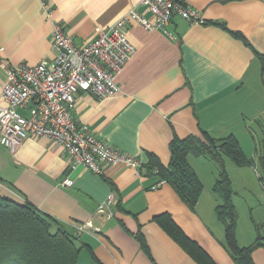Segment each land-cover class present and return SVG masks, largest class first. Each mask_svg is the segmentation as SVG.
<instances>
[{
  "label": "crops",
  "instance_id": "crops-1",
  "mask_svg": "<svg viewBox=\"0 0 264 264\" xmlns=\"http://www.w3.org/2000/svg\"><path fill=\"white\" fill-rule=\"evenodd\" d=\"M47 1L53 19L77 45L91 39L97 26H108L130 9L151 18L141 0ZM180 1L206 22H190L174 14L166 25L169 35L130 21L127 37L135 51L116 77L119 92L104 98L82 91L75 94L76 123L135 156L141 166L116 163L95 173L81 164L72 165L65 149L45 137L26 138L14 152L0 145V197L27 201L61 223L82 245L81 264H199L155 221L162 213H169L216 264H235L224 246V226L214 212L220 203L212 191L219 166L206 156L188 155L203 183L192 210L168 183L155 187L161 179L147 173L145 165L149 153L167 165L172 138L201 137V131L214 138L233 134L247 157L253 146L257 149L255 130L264 132V71L253 49L264 56V0ZM50 30L41 0H0V61L35 64L54 58ZM6 81L0 65V92ZM18 111L27 115L26 109ZM227 159L237 210L235 181L245 193L262 183L256 166H237ZM252 159L256 165L253 155ZM64 178H70L72 185H63ZM111 192L113 215L106 218L97 207ZM251 204H247V225L239 223L237 210L236 238L241 246L254 241L256 226L264 229V211L252 215ZM85 222L90 226L77 234L76 227ZM251 255L255 264H264V246Z\"/></svg>",
  "mask_w": 264,
  "mask_h": 264
},
{
  "label": "built area",
  "instance_id": "built-area-1",
  "mask_svg": "<svg viewBox=\"0 0 264 264\" xmlns=\"http://www.w3.org/2000/svg\"><path fill=\"white\" fill-rule=\"evenodd\" d=\"M150 12L145 17L134 9L105 27L97 26L91 39L82 45L75 44L63 25L53 19V8L41 0L43 15L51 20L50 38L56 49L54 58L42 59L35 64L0 61L7 81L0 97V145L14 152L26 138L45 137L61 145L72 165L81 164L95 173H101L110 164L123 163L137 168L141 162L110 143L97 138L86 125H78L72 109L75 94L90 93L96 98L113 96L120 90L116 80L135 48L127 37L130 21L146 30L162 29L171 35L166 25L174 14L190 22L205 23L199 12L190 9L180 0H141ZM3 47H0V52ZM26 109L27 115L18 110ZM70 178L62 184L72 185ZM165 183L160 180L155 187ZM115 195L109 193L98 204L97 212L106 218L113 215L111 205ZM90 223L76 227L80 234Z\"/></svg>",
  "mask_w": 264,
  "mask_h": 264
},
{
  "label": "trees",
  "instance_id": "trees-1",
  "mask_svg": "<svg viewBox=\"0 0 264 264\" xmlns=\"http://www.w3.org/2000/svg\"><path fill=\"white\" fill-rule=\"evenodd\" d=\"M233 34L250 46L240 33ZM253 51L264 71V56L255 49ZM257 149L258 157L255 165V161L245 155L233 134L214 138L207 132L201 131V137L193 134L184 138L174 136L169 143L170 159L167 165L162 164L151 153L148 154L149 160L145 165L147 173H155L161 180L171 185L181 200L192 210L201 195L203 183L189 163L188 155L206 156L219 166L212 191L220 198V203L215 206L214 212L224 226V246L235 264H255L251 254L258 246H264V229L256 226L257 235L254 241L249 245H239L236 238L238 213L233 202L234 190L225 168V158L230 159L237 166H256L260 172L259 180L264 187V137L258 142ZM155 221L197 263L216 264L202 247L183 232L169 213L156 216ZM136 238L149 255V250L140 234ZM81 248L82 245L77 244L74 234L29 202L18 203L0 197V264H81L79 262Z\"/></svg>",
  "mask_w": 264,
  "mask_h": 264
},
{
  "label": "rangeland",
  "instance_id": "rangeland-1",
  "mask_svg": "<svg viewBox=\"0 0 264 264\" xmlns=\"http://www.w3.org/2000/svg\"><path fill=\"white\" fill-rule=\"evenodd\" d=\"M255 136H256L257 141H260L264 137V132H262L261 129L258 128V129L255 130ZM252 149H253L252 150L253 154L248 156V158H252V155H253L254 159H256V161H257L258 149L255 150L254 146H253ZM227 160H229V159H227ZM256 165H257V163H256ZM226 170H227V168H226ZM255 173H256L257 176H259L260 172H259L258 168L255 170ZM233 175H234V173H233ZM235 177H236V174H235ZM235 187L237 188V191H238V195H237V198H236V204H237L236 206H237V210H238V212L240 214L239 215L240 216L239 223L242 224V225L243 224L247 225L248 221H249L248 217H249V214H250L249 213V209L247 207L248 203H252L251 204L253 206V208H251V211H253L252 215H254V213H256V212L261 213L262 211H264V197L260 196V189L263 186L261 184L259 187H257V189L255 188V186L248 187V189H249L248 193H245V191L243 190L242 184H240L239 182L237 183L235 181ZM248 195H250V199L248 198ZM52 230H54V229H52Z\"/></svg>",
  "mask_w": 264,
  "mask_h": 264
}]
</instances>
